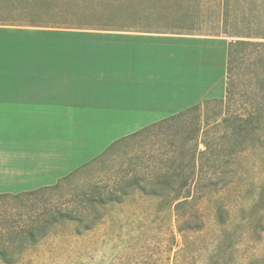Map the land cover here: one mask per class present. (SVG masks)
<instances>
[{
  "label": "rangeland",
  "instance_id": "374dc122",
  "mask_svg": "<svg viewBox=\"0 0 264 264\" xmlns=\"http://www.w3.org/2000/svg\"><path fill=\"white\" fill-rule=\"evenodd\" d=\"M73 1L86 6L102 0ZM147 1L135 0L136 9L146 8ZM164 1L170 8L168 15L160 14L165 21L146 22L145 30L215 35L230 42L238 39L235 36L264 32V0ZM177 1L182 8L176 6ZM150 2L156 4L158 0ZM158 10L151 8L154 19L159 17ZM254 72L246 61L236 65L232 78L237 104L232 108L203 102L201 110L178 122L163 129H148L115 145L59 184L51 185L58 184L56 187L22 200H0V236L25 226L34 212L46 216L65 213L36 246L17 254L26 255L18 264H176L185 247L182 264H212L214 255H231L224 248L235 242L234 263L264 264V226L258 224L262 221L264 225V194L258 214L242 213V208L253 207L257 187L264 179V139L251 150L240 141L221 145L226 131L221 121L231 113L243 114L249 109L256 84ZM198 127L210 132L216 150L204 168L198 160V151L205 150L203 130L198 133ZM194 154L195 168L189 166ZM181 159L187 164L183 170L174 164ZM166 175L194 177L198 184L193 190L204 196L200 209L206 226L192 234L190 241L178 232L170 204H163L168 189L154 185L156 177ZM135 177L140 180L138 184L132 182ZM45 187L49 186L10 193ZM154 191L162 196H152ZM94 199L95 203L91 201ZM220 207L231 211L224 226L217 223ZM0 264L4 263L0 260Z\"/></svg>",
  "mask_w": 264,
  "mask_h": 264
},
{
  "label": "crops",
  "instance_id": "0c3cea01",
  "mask_svg": "<svg viewBox=\"0 0 264 264\" xmlns=\"http://www.w3.org/2000/svg\"><path fill=\"white\" fill-rule=\"evenodd\" d=\"M229 44L159 30L0 25V195L54 187L118 141L224 99Z\"/></svg>",
  "mask_w": 264,
  "mask_h": 264
},
{
  "label": "trees",
  "instance_id": "16d2710c",
  "mask_svg": "<svg viewBox=\"0 0 264 264\" xmlns=\"http://www.w3.org/2000/svg\"><path fill=\"white\" fill-rule=\"evenodd\" d=\"M93 2L95 1L83 6L74 3L73 0H0V25H25L54 28L147 29L144 23L165 19V17L161 15H168L170 9L166 6L168 4H165L164 0H158L156 4L151 3L149 0L147 1V7L141 10L138 8L136 9L135 0H112L109 2H107V0H102L97 5H93ZM181 4V1H177L176 6L178 5V8H182L179 7ZM151 8L159 9V17L157 19L153 18L154 15ZM166 19L170 22L169 16H166ZM235 37H238V39L234 42H230L228 50L226 96L224 99L206 102H219L227 105L229 109L232 108V106L237 104L236 85L232 78V72L236 70V65L240 63V61L248 62L250 69L253 67L255 70L253 74H255L256 77L254 78L256 84L254 89L251 90L252 96L249 97L248 111L243 114L231 113L221 121V124L225 125L226 129L224 133L225 138L221 145H225L226 142L230 144L235 141H240L245 144L246 149L251 150L256 146L258 141L262 140V138L264 139V32L261 34H248ZM244 38H255L259 41H251ZM201 107L202 104L195 105L186 111L143 129L130 137L151 128L158 127L159 129H163L167 124L178 122L189 113L201 110ZM202 130L201 142L205 150L198 151V160L201 161V166L204 168V165L209 163L210 155L216 153V150L214 149V144L210 141V132L198 127V133ZM128 138L113 144L106 152ZM198 144L200 143L198 142ZM225 148V146L222 147V149ZM197 150L196 145V151ZM105 153L103 155H105ZM192 158L193 160L189 166L195 168L197 161L195 154ZM174 164H176L177 168L180 170L185 169L187 166L182 159ZM132 182L138 184L140 180L135 177ZM195 183L197 185L198 180L194 179V177L181 178L174 175L156 177L154 181L156 187L168 189V192L163 198V204H170V209L173 210L177 220V230L187 241L192 239V234L199 233L206 226V221L203 219V211L200 209V204L204 196L197 194L193 190ZM257 189L259 193L253 207L249 209L245 207L242 208L243 214L247 215L251 213L254 215L261 211V204L263 203L262 195L264 194V179L259 183ZM42 190L45 189L19 195L2 194L0 195V200H22L24 197L32 196ZM151 195L154 197L162 196L156 191L152 192ZM96 200L97 199L91 201L95 203ZM163 208H165V206H163ZM163 208H160L158 211H161ZM230 213V210L220 207L217 211L218 225L224 226L228 224L231 218ZM64 214L65 213H57V216H46L34 212L29 217L30 221L25 226L20 229L8 231L5 235H1L0 260L4 264L20 263L22 259L26 258V255L17 254H21L26 249L36 246L39 243V239L45 237L47 230L57 222V219L63 217ZM258 224L263 228L264 225L262 221H258ZM258 233H260V231ZM227 247L228 248H224V251L231 255H214L212 264H236L234 263L233 255L236 249V242L229 244ZM182 251V254L178 255L176 258V264H182L185 261L186 255L183 253L187 251V248H183Z\"/></svg>",
  "mask_w": 264,
  "mask_h": 264
}]
</instances>
